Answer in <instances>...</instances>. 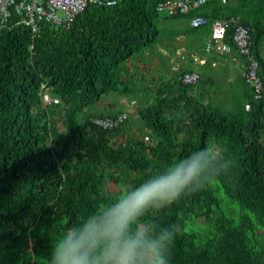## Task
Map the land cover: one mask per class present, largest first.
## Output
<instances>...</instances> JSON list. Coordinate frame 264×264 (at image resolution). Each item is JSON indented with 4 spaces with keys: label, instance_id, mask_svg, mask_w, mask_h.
I'll use <instances>...</instances> for the list:
<instances>
[{
    "label": "trees",
    "instance_id": "trees-1",
    "mask_svg": "<svg viewBox=\"0 0 264 264\" xmlns=\"http://www.w3.org/2000/svg\"><path fill=\"white\" fill-rule=\"evenodd\" d=\"M159 1L89 4L70 26L37 32L18 15L0 20V264H48L66 228L209 143L226 146L227 169L149 219L179 227L170 264H264V95L244 78L246 104L223 109L193 96L185 72L173 96L141 93L123 75L162 38V21L205 15L250 28L264 82V0H209L179 16L159 13ZM113 93H134L131 110H101ZM120 115L115 129L94 122Z\"/></svg>",
    "mask_w": 264,
    "mask_h": 264
},
{
    "label": "clouds",
    "instance_id": "clouds-1",
    "mask_svg": "<svg viewBox=\"0 0 264 264\" xmlns=\"http://www.w3.org/2000/svg\"><path fill=\"white\" fill-rule=\"evenodd\" d=\"M116 3L107 0L109 7ZM226 150L209 143L162 170L149 169L139 184L66 228L52 245L48 264H170L179 227L149 217L215 180L228 167Z\"/></svg>",
    "mask_w": 264,
    "mask_h": 264
},
{
    "label": "crops",
    "instance_id": "crops-1",
    "mask_svg": "<svg viewBox=\"0 0 264 264\" xmlns=\"http://www.w3.org/2000/svg\"><path fill=\"white\" fill-rule=\"evenodd\" d=\"M189 25L191 26L190 22ZM210 26L197 28L195 33L187 36L188 29L184 31L181 22L176 23L174 31L169 34L171 37L165 33V37L160 39L163 40L162 43L159 40L128 60L123 72L125 80L141 93L150 92L154 96L160 87H164L172 95L178 93V86L174 83L181 74L197 71L201 74V79L191 90L193 96L202 98L205 104L212 107L236 109L242 106L247 90L243 81L246 60L235 49L231 54L225 55L206 52L205 46L212 30ZM202 39V46L195 47ZM124 97L126 95L121 93L104 96L99 107L103 111H117L124 103L132 108V101L129 102Z\"/></svg>",
    "mask_w": 264,
    "mask_h": 264
},
{
    "label": "built area",
    "instance_id": "built-area-1",
    "mask_svg": "<svg viewBox=\"0 0 264 264\" xmlns=\"http://www.w3.org/2000/svg\"><path fill=\"white\" fill-rule=\"evenodd\" d=\"M208 1L161 0L157 3L156 9L159 13L169 16L188 15ZM89 4L107 5V0H103L102 3L100 0H0V20L2 26H5L11 17L18 15L20 17L18 22L31 28L33 32H37L42 23H49L56 27H68L80 13L86 10ZM190 24L194 28L211 25V35L205 46L206 52L225 55L231 54L235 49L245 58L246 67L243 77L254 88L256 98L261 99L264 95V82L260 74V62L253 53L250 28L235 17L212 21L208 16L196 15L191 19ZM230 28L234 29L231 34L232 43L227 41ZM200 79L201 74L197 71L185 72L180 77L185 85H197ZM44 101L46 103L59 102L48 92L44 93ZM125 118V115L117 118H96L94 122L104 129H115Z\"/></svg>",
    "mask_w": 264,
    "mask_h": 264
},
{
    "label": "rangeland",
    "instance_id": "rangeland-1",
    "mask_svg": "<svg viewBox=\"0 0 264 264\" xmlns=\"http://www.w3.org/2000/svg\"><path fill=\"white\" fill-rule=\"evenodd\" d=\"M61 14H62V12H61ZM178 22H181V24H182V27H183V30L184 31H187V29H188V32H186V35L187 36H189L190 34H192V33H195V32H192V33H190L191 31H192V28H191V26L189 25V22L186 20V19H184V18H182V19H172V20H169V21H167V22H165V21H162L161 22V24H160V26L163 28V30H164V34L166 35V36H169V37H171L169 34H171L174 30V28H175V26H176V23H178ZM163 34V36H162V38L161 39H163L164 37H165V35ZM168 34V35H167ZM161 41V43L163 42V40H160ZM203 42H204V39H202V40H200V42H198L197 44H196V46L195 47H201L202 46V44H203ZM135 93V92H134ZM134 93H127V95H126V97H124V99L125 100H128V101H130V99L134 96L133 94ZM122 105V108H126V109H128L129 107L128 106H126L124 103H122L121 104ZM134 117V116H133ZM111 188L112 189H115V188H117L115 185H111Z\"/></svg>",
    "mask_w": 264,
    "mask_h": 264
}]
</instances>
